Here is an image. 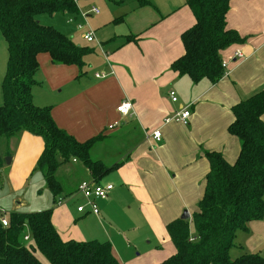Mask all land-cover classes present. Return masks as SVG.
Listing matches in <instances>:
<instances>
[{"label":"crops","instance_id":"0c3cea01","mask_svg":"<svg viewBox=\"0 0 264 264\" xmlns=\"http://www.w3.org/2000/svg\"><path fill=\"white\" fill-rule=\"evenodd\" d=\"M145 1L144 6L137 0L130 4L111 1L114 8L97 14L94 27L99 42L87 43L81 37L83 47L90 50L81 71L76 66L53 64L44 54L37 58L32 103L50 107L56 126L78 143L101 136L90 148L89 159L105 167L116 165L100 180L114 189L107 199L97 202L98 215L79 214L75 208L72 218L82 227L77 229L70 226L64 195L51 207L52 195L36 169L43 151L40 137L21 133L7 142L0 140L2 158H10L9 165L1 167L10 178L1 182L0 189L7 184L9 192L0 190V210L34 213L51 209V223L61 240L108 241L121 264H159L174 253L165 228L183 210L189 216L196 211L208 172L204 153L217 152L226 162L235 161L240 144L227 131L233 120L231 108L264 88V0L230 1L226 27L243 42L221 53L226 65L218 82L203 79L195 84L170 69L184 52L180 35L195 22L184 5L186 0L166 9ZM235 51L243 58L235 59ZM169 91L175 92V103L169 100ZM125 101L132 104V112L122 116L116 107ZM184 108L190 113L187 125L166 122ZM261 120L264 122V114ZM156 131L161 133L159 142L150 137ZM56 177L73 190L70 197L75 198L76 207L84 204L76 189L81 181L92 179L79 161L72 159L60 166ZM41 180V192L51 197L47 202L44 198L40 204L30 205L4 195L15 193L12 183L35 186ZM120 229L126 230L123 236ZM139 230L142 235L134 236ZM144 237L149 239V248L137 255L142 258L125 262L119 257L118 249L129 244L126 238L137 243ZM234 242L250 253L262 249L264 217L248 223L247 231L236 232Z\"/></svg>","mask_w":264,"mask_h":264},{"label":"trees","instance_id":"16d2710c","mask_svg":"<svg viewBox=\"0 0 264 264\" xmlns=\"http://www.w3.org/2000/svg\"><path fill=\"white\" fill-rule=\"evenodd\" d=\"M140 6L145 0H137ZM231 0H186L194 24L180 35L183 55L170 65L178 76L192 83L206 79L218 82L224 72L221 53L243 42L226 27ZM71 0H0V34L7 45V69L1 83L0 140L7 142L21 133L40 137L43 151L36 163L53 202L73 190L56 177L58 168L74 159L99 183L116 165L105 167L89 159L90 148L100 140L94 137L78 143L54 123L50 107L32 103L31 89L39 69L38 56L47 55L53 64L84 67L87 47L38 21L41 15H76ZM129 40L127 39V42ZM227 131L240 150L233 163L217 152H205L208 172L196 211L188 221L180 218L167 224L165 231L174 253L159 264H264V256L243 254L231 259L239 248L236 232L247 231L250 222L264 217V88L235 104ZM3 158L0 154V168ZM52 210L34 213L11 212L7 227L0 223V264H121L108 241H63L51 223ZM193 227V232L190 231ZM25 232L29 241H25ZM27 243V244H25Z\"/></svg>","mask_w":264,"mask_h":264},{"label":"rangeland","instance_id":"374dc122","mask_svg":"<svg viewBox=\"0 0 264 264\" xmlns=\"http://www.w3.org/2000/svg\"><path fill=\"white\" fill-rule=\"evenodd\" d=\"M96 2H92L91 0H77V9L78 12L76 15H70V14H66V13H56L54 15L48 16V15H41L38 17V21L45 26H51L54 30L58 31L59 33L63 34L65 37L71 39V41L75 44L78 45L80 47L84 46V42L82 41L81 37L82 35H84L88 30H91L93 32H95V38L98 35V31H97V27H94V22H95V18L97 15L92 16L91 18H86V21H83L80 16L81 14H86L88 10H90L91 8H95L98 10V13H102L104 8H114L113 6H115L114 3H111V1H115V2H129V4L131 3V1L133 2V0H95ZM154 1L156 4V6H159V8L161 9H166L169 5H171L172 7H174L175 4H177L178 2L182 4L183 0H152ZM122 4V3H121ZM127 4V3H126ZM120 5V4H119ZM77 26L82 27V29L78 30ZM97 42L98 39L96 38ZM106 51V50H103ZM106 56V55H104ZM7 62H8V53H7V45L3 39V37L0 34V106L2 105V93H1V83L3 81V77L4 74L6 72L7 69ZM3 163H4V158H3ZM6 169L1 170L0 168V188L3 186L1 184L2 180L4 179L5 181L8 180L10 177L6 174ZM111 180V179H110ZM12 186V191L15 192L14 194H4L6 196H10L9 199H12L14 201H18V200H23L27 203H29L30 205L33 204H40L41 201L45 198L46 202L47 199L49 197V199H51V197L46 193L43 194V192H41L42 190H44V182L43 180L37 182L34 186V184H32L31 186H29V183H24L22 181H18L16 183H12L10 184ZM2 190L3 193L9 192V186L6 184V187L4 186ZM41 192V194H40ZM46 192V191H45ZM17 193V194H16ZM39 197V198H38ZM51 207H56V204L53 203V200L50 201ZM64 204L67 208V211L70 214V226H76L77 229H81V225L78 222H74L75 218H72L73 216L71 215L73 211H75L76 208V201L75 198L73 199V197H66ZM50 207V208H51ZM4 209V208H3ZM9 212H7V210L5 211V217L8 216ZM136 230V229H135ZM64 231H68L67 229H64ZM119 231H121V236L124 235V232H126V230L120 229ZM190 231L193 232V227L190 226ZM69 232V231H68ZM73 229H72V233H73ZM75 233V232H74ZM25 234L27 236H29L27 234V232H25ZM142 235V231L139 230L138 233H136L134 236H141ZM119 236V235H118ZM119 236V237H121ZM127 239V242L129 244H126L125 248H119L118 251L120 252V258H123L122 260H139L142 257H137V255L140 253L142 254L144 252V250H146L147 248H149V244L148 242V238L144 237L143 239H140L137 243H135L134 241ZM27 244V243H25ZM167 255L170 252H165ZM40 258L41 261L43 262V264H46V261H44V258L36 253ZM243 254H250V252H248L246 250L245 247H241L240 249L237 248H233L230 251V256L231 259H235ZM253 254H258L260 256H264V247L262 249L257 250L256 252H253ZM120 258H118V260H120ZM124 260V261H125ZM126 262V261H125ZM48 264V263H47Z\"/></svg>","mask_w":264,"mask_h":264},{"label":"built area","instance_id":"2783aa9c","mask_svg":"<svg viewBox=\"0 0 264 264\" xmlns=\"http://www.w3.org/2000/svg\"><path fill=\"white\" fill-rule=\"evenodd\" d=\"M74 4L76 0H71ZM89 14L97 15L98 10L95 8H91L86 14H81V17L86 20ZM77 29L80 30L82 27L77 26ZM82 39L87 43L96 42L94 32L88 30L84 35H82ZM100 47L99 44H97ZM235 59H242L243 56L239 51H235L233 54ZM225 63L222 61L221 66L225 69ZM95 77H103L102 75H95ZM168 98L171 102L175 103L177 101V97L174 91H169ZM116 112L122 116H126L132 112V104L128 101L122 102L119 106L116 107ZM190 113L188 108L181 109L178 113H176L173 117L166 119V122H176L181 123L183 125H187ZM150 137L159 142L161 139V133L156 131L150 135ZM114 189V186L111 183H97L93 180L91 181H81L76 189L77 195H80L84 200V204L78 205L76 207V211L79 214H83L85 212H89L93 215H98L99 210L97 206L98 201H102L107 199L108 194ZM59 200L58 203H60ZM0 223L3 227H7V220L5 218V212L0 210ZM25 241H29V236L24 237Z\"/></svg>","mask_w":264,"mask_h":264},{"label":"water","instance_id":"95a60500","mask_svg":"<svg viewBox=\"0 0 264 264\" xmlns=\"http://www.w3.org/2000/svg\"><path fill=\"white\" fill-rule=\"evenodd\" d=\"M9 161H10L9 157L4 158V164L6 166L9 165ZM180 219L183 220V221H188L190 219V216H189V213L187 212V210H183V213L180 216Z\"/></svg>","mask_w":264,"mask_h":264}]
</instances>
